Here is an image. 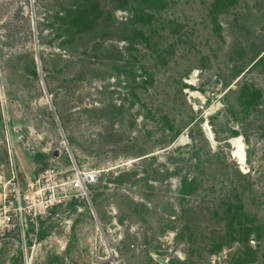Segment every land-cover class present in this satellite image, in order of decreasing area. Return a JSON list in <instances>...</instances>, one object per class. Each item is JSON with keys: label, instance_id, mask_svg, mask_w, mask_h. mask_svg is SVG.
Listing matches in <instances>:
<instances>
[{"label": "rangeland", "instance_id": "rangeland-1", "mask_svg": "<svg viewBox=\"0 0 264 264\" xmlns=\"http://www.w3.org/2000/svg\"><path fill=\"white\" fill-rule=\"evenodd\" d=\"M14 171L0 264H264V0H0V207Z\"/></svg>", "mask_w": 264, "mask_h": 264}, {"label": "built area", "instance_id": "built-area-1", "mask_svg": "<svg viewBox=\"0 0 264 264\" xmlns=\"http://www.w3.org/2000/svg\"><path fill=\"white\" fill-rule=\"evenodd\" d=\"M44 177L47 180H51L57 177V173H52L51 169H47L43 172L36 181H30L29 186L32 188L36 184H44ZM96 180V174L94 172H83L77 169L73 178H69L62 182V184L69 190L78 192L83 196H89L88 185ZM21 178L17 171L13 172L11 180L5 184L4 192L1 197V207H0V224L6 226H25L28 225V214L31 213L34 206H36L35 196L28 193L22 192ZM10 187L7 190V187ZM39 192L41 189L38 190ZM78 194V195H79Z\"/></svg>", "mask_w": 264, "mask_h": 264}, {"label": "trees", "instance_id": "trees-1", "mask_svg": "<svg viewBox=\"0 0 264 264\" xmlns=\"http://www.w3.org/2000/svg\"><path fill=\"white\" fill-rule=\"evenodd\" d=\"M189 180V181H188ZM195 179H188V177H185L184 178V180H183V182H184V187H185V189H184V191H183V193H185V194H189V193H191L193 190H192V185H194L195 184ZM188 187V188H187ZM230 226H233L234 225V218L232 217V219H231V221H230ZM243 227H245V231H246V236H245V239L247 238L248 239V237L250 236V234L251 233H253V229H254V225H250V224H246V225H244L243 224ZM238 231H240V230H237V229H234V228H232V232H233V235H234V237H236V233H238ZM251 250H252V248H251ZM220 251H222V248L220 249ZM240 258H243L241 255H240ZM241 260H243V261H241L240 263L241 264H244L245 262H246V260L244 261V259H241Z\"/></svg>", "mask_w": 264, "mask_h": 264}, {"label": "water", "instance_id": "water-1", "mask_svg": "<svg viewBox=\"0 0 264 264\" xmlns=\"http://www.w3.org/2000/svg\"><path fill=\"white\" fill-rule=\"evenodd\" d=\"M113 225H115V224H113ZM225 255H226V254L223 253V254H222V257H225ZM110 257H111V256H110ZM111 259H112V261H113V264H116V262H115V260L113 259V257H111Z\"/></svg>", "mask_w": 264, "mask_h": 264}]
</instances>
